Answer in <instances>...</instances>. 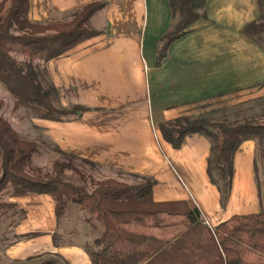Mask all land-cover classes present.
Segmentation results:
<instances>
[{
	"label": "crops",
	"instance_id": "1",
	"mask_svg": "<svg viewBox=\"0 0 264 264\" xmlns=\"http://www.w3.org/2000/svg\"><path fill=\"white\" fill-rule=\"evenodd\" d=\"M96 2L108 3L91 21L101 34L46 65L61 105L87 111L69 122L33 119L44 138L97 163L107 179L137 184L140 177L153 178L155 202L195 205L212 230L235 216L262 213L254 141L236 152L232 190L224 201L220 172L214 173L218 184L208 175L210 141L195 134L174 149L159 129L180 117L210 119L264 97V49L243 34L260 16L259 0H208L207 18L174 40L160 64L159 44L172 21L169 0H30L29 19H62ZM16 200L26 217L15 235H41L7 247L11 264H35L46 254L67 264H92L85 244L93 235L81 216L68 222L78 231L65 234L51 196ZM56 232L60 246L54 244Z\"/></svg>",
	"mask_w": 264,
	"mask_h": 264
},
{
	"label": "trees",
	"instance_id": "2",
	"mask_svg": "<svg viewBox=\"0 0 264 264\" xmlns=\"http://www.w3.org/2000/svg\"><path fill=\"white\" fill-rule=\"evenodd\" d=\"M207 2L169 0L172 21L159 44V64L174 40L188 33L193 23L207 18ZM107 6L106 2H96L62 19L33 22L29 19L30 0H2L0 82L13 97L15 110H28L32 120L56 122L74 121L87 111L81 106L61 105L46 65L99 36L101 31L91 21ZM259 8L258 20L246 26L243 34L264 49V0H259ZM256 102L262 104L263 100ZM2 103L0 99V108ZM229 115L225 110L217 121L180 117L159 125L163 139L174 149H180L186 138L195 134L210 141L208 175L218 184L214 173L220 172L224 201L232 190L234 156L244 142L256 143L257 175L260 163L264 164V119L249 115L243 104L235 108L234 119ZM49 146L61 157L47 171L34 165V158L40 154L39 143L22 136L0 116V224L13 218L11 225L17 227L26 217L19 204L6 202L5 196L49 195L59 225L72 206L83 214V222L93 235L85 244L92 264H264V211L235 216L212 230L195 205L155 202L153 178L140 177L137 184L99 180L94 173L102 168L100 165L66 153L55 144ZM39 235H15L12 244ZM61 239L56 232L54 244L60 246ZM35 264L67 263L57 255L46 254Z\"/></svg>",
	"mask_w": 264,
	"mask_h": 264
},
{
	"label": "rangeland",
	"instance_id": "3",
	"mask_svg": "<svg viewBox=\"0 0 264 264\" xmlns=\"http://www.w3.org/2000/svg\"><path fill=\"white\" fill-rule=\"evenodd\" d=\"M4 89V90H3ZM7 88L0 82V99L3 101L2 106L0 108V116L7 119L13 127L19 131V133L31 140H35L39 143L40 146V154L37 155L34 158V165L38 167H42L46 169L47 171L51 170L52 162L55 159H59L61 156L56 154L52 148H50V144L48 140H46L44 135L42 134V131L38 129V126L34 124V121L31 118V114L26 109L21 110H15L14 108V99L13 97L8 94ZM263 100L262 104L264 103V97L261 98ZM257 101V100H256ZM256 101H250V103H244V109H246L249 113V115L258 117L260 119H264V104L257 103ZM241 105V104H240ZM235 107H229L230 109L226 108V110H229L230 115L229 119H234V111ZM223 109V108H221ZM220 114L212 115L210 117L211 121H217L221 118L222 112L224 110H220ZM206 119V118H204ZM94 177L96 179H103L104 177L102 175V171L99 169L94 173ZM259 181L260 186L262 187V190L264 192V164L260 163V170H259ZM17 198H13L11 196H5L4 200L6 202H16ZM17 203V202H16ZM73 212H76L77 214H74ZM81 216L82 222H83V214L75 208V206H72L70 210H68L65 218L61 222V228L65 230V234L69 233L67 231H71L72 233L75 231H78L76 228V224L71 225L69 220L71 222H75L76 217ZM13 218L7 219L5 222L4 220L0 224V264H11L9 260L5 257V250L7 247H9L14 241H15V228L11 225ZM16 221L18 218L15 219ZM84 223V222H83ZM89 227V226H88ZM90 232L91 234V228L89 227L87 230V233Z\"/></svg>",
	"mask_w": 264,
	"mask_h": 264
}]
</instances>
